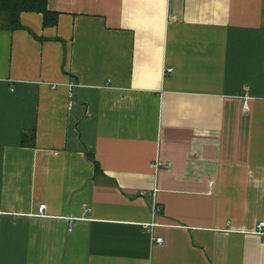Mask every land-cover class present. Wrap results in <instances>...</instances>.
I'll use <instances>...</instances> for the list:
<instances>
[{
    "label": "crops",
    "instance_id": "0c3cea01",
    "mask_svg": "<svg viewBox=\"0 0 264 264\" xmlns=\"http://www.w3.org/2000/svg\"><path fill=\"white\" fill-rule=\"evenodd\" d=\"M46 3L0 29V264H264V0Z\"/></svg>",
    "mask_w": 264,
    "mask_h": 264
},
{
    "label": "trees",
    "instance_id": "16d2710c",
    "mask_svg": "<svg viewBox=\"0 0 264 264\" xmlns=\"http://www.w3.org/2000/svg\"><path fill=\"white\" fill-rule=\"evenodd\" d=\"M46 4V0H0V29H21L20 15L23 12L41 14L44 26L55 25L56 15L47 10ZM23 136L24 135H22V137ZM101 175L102 171L99 164L94 161V176L98 177Z\"/></svg>",
    "mask_w": 264,
    "mask_h": 264
},
{
    "label": "built area",
    "instance_id": "2783aa9c",
    "mask_svg": "<svg viewBox=\"0 0 264 264\" xmlns=\"http://www.w3.org/2000/svg\"><path fill=\"white\" fill-rule=\"evenodd\" d=\"M172 71L171 68H166V69H163V74L164 73H170ZM77 85L74 84V83H69L68 84V96L69 98H72L73 97V90L74 88L76 87ZM241 100H242V109L243 111H247L248 110V103H249V100H250V97L247 95V93H243L241 95ZM145 192H142L141 194H144ZM45 209V205H40L39 208H38V212L39 213H42L43 210ZM151 210H152V213L153 215L159 211V208H158V205L156 204H153L152 207H151ZM153 226V223H148V224H144L143 227L146 229V230H149L150 228H152ZM264 221H259L255 227V232L258 233V234H262L264 235ZM155 242L157 243H161L163 241L162 237H153L152 238ZM142 264H146V263H142Z\"/></svg>",
    "mask_w": 264,
    "mask_h": 264
}]
</instances>
